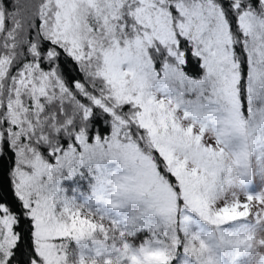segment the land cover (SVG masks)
Returning a JSON list of instances; mask_svg holds the SVG:
<instances>
[{
  "label": "snow or ice",
  "instance_id": "6c2138e0",
  "mask_svg": "<svg viewBox=\"0 0 264 264\" xmlns=\"http://www.w3.org/2000/svg\"><path fill=\"white\" fill-rule=\"evenodd\" d=\"M0 264H264V0H0Z\"/></svg>",
  "mask_w": 264,
  "mask_h": 264
}]
</instances>
